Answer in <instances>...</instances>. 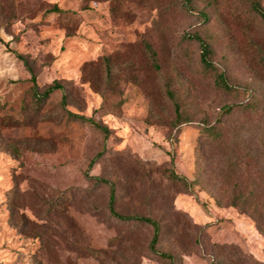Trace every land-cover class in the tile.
<instances>
[{
  "label": "rangeland",
  "instance_id": "1",
  "mask_svg": "<svg viewBox=\"0 0 264 264\" xmlns=\"http://www.w3.org/2000/svg\"><path fill=\"white\" fill-rule=\"evenodd\" d=\"M1 2L0 264H167L96 179L116 183L122 215L159 223L157 250L180 264H264V21L251 0ZM186 35L211 46L215 71ZM249 96L259 109L221 115ZM215 123L222 144L204 135Z\"/></svg>",
  "mask_w": 264,
  "mask_h": 264
},
{
  "label": "trees",
  "instance_id": "2",
  "mask_svg": "<svg viewBox=\"0 0 264 264\" xmlns=\"http://www.w3.org/2000/svg\"><path fill=\"white\" fill-rule=\"evenodd\" d=\"M5 1H9V0H5ZM194 1L195 0H185L184 4L191 8L193 6ZM7 3H9V2H7ZM250 7H251V10L253 12H255L261 18L262 21H264V10L261 8L260 4L255 0H251ZM48 12L56 13L60 16H66L70 13H73L72 11L63 10V9L59 8L57 5H54L50 9H48ZM4 13H5V5L0 0V14L4 15ZM9 13L11 16L8 19L14 18V15L12 14V12H9ZM200 16L203 19V21H205L206 23L208 22L209 18L204 12L200 13ZM3 20L4 19H2V21ZM185 39L186 40H196L200 43V47H201L200 62H201L202 67L206 71H209V72L215 71L214 65L212 64V61H211V58L213 56V50H212L211 46L208 43H206L200 36H197V35H186ZM145 45H146L148 51L150 52L151 56L153 58H155L156 52L153 50L152 46L150 44H147V43ZM105 61H106L105 64H106V69H107L106 73H107V75L111 81V78L113 76L112 65H111L109 58H107ZM216 81H217L218 87L228 94L245 96L248 92L247 88L240 87V86H234V85L229 84L223 73H217ZM54 89H61V87L58 85H55L54 87L50 88L49 90H47L43 94V99L45 97H48L50 95V93L52 91H54ZM168 94H170V97L172 98V94L170 91H168ZM36 96H37V93H36ZM38 99H39L38 101L42 100L39 97H38ZM175 109H176L177 113L180 112L179 104H175ZM257 109H259V104H258L257 100L250 98V96H249L245 100V102H243V103H240L238 105H230V106L224 107L221 115L222 116H225V115L230 116V115L234 114L237 110H241L242 112H247V111H256ZM70 116L73 117L74 119H78L80 121H84V122L89 121L90 123H92L93 125L98 127L99 129L106 130L105 128H103L99 124L93 122L91 119L88 120L82 116H78V115H74V114H71ZM220 122H221V120H220ZM203 127H204V135L211 142L217 143V144H222L224 142V140H225L224 136L225 135L222 132V129L219 127V124L215 123L213 125H204ZM167 174H168V178L172 182L183 183L185 186H188L187 180L183 177L178 176L172 168H169ZM96 180H97V184H101L108 189V192H109L108 209H109L110 214L113 217H115L116 219H118L119 221L124 222V223L133 221V222L143 223V224H146L147 226H150L153 230L152 241H151V244L149 245V249L151 250V252L154 254H157L159 257H161L164 261L167 262V264H180L178 256H176L172 253L161 252V251L157 250V246L160 244V242L162 240V231H161V226L159 225V223L156 222L155 220L151 219V218H148V217H143V216H138V215H134V216L122 215L118 211L119 199H118V194H117L116 183L110 182L107 180H102V179H96ZM113 247H116L119 249V247H121V244H119V243L114 244ZM104 253L105 252H103V251L96 252L97 255L104 254Z\"/></svg>",
  "mask_w": 264,
  "mask_h": 264
}]
</instances>
